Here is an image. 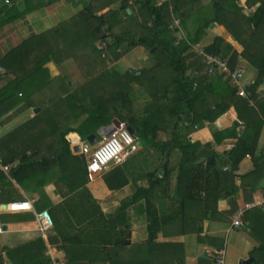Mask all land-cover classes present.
Segmentation results:
<instances>
[{
  "label": "trees",
  "instance_id": "trees-1",
  "mask_svg": "<svg viewBox=\"0 0 264 264\" xmlns=\"http://www.w3.org/2000/svg\"><path fill=\"white\" fill-rule=\"evenodd\" d=\"M2 1L0 16H9L13 11L16 14L5 22L3 18L0 26L60 0H23L24 13L13 7L15 2L11 1L9 8L1 6ZM245 5L252 10L249 16L236 0H212L207 5L201 0H174L163 5H157L156 0H91L72 20L32 36L0 57V69H4L0 81L7 78V83L0 89V123L9 122L18 111L10 116L7 114L19 106L20 110L41 109L34 118L0 138V165L19 162L9 174L0 168V206L12 201L10 192L14 183L25 186V183L36 182L37 186L44 187L55 175L58 184L65 183L71 193L85 187L87 160L82 154H74L67 136L77 133L85 140L117 118L127 124L138 141L150 144L163 154L164 179L151 175L148 188H141L133 202L154 196L158 191L168 192L164 185L172 174L168 168L173 149L181 155L177 167L178 200L170 201L163 217L150 201H146L147 208L142 206L138 212L152 215L147 227L148 239L132 246L126 243L131 238L132 227L126 209L129 202L124 203L119 215L106 224L110 225L105 227L107 233L95 219L92 206L90 212H83L88 218L80 222L78 235L65 231L61 212L54 211V229L63 241L65 261L68 264H185L183 247L157 243L158 233L196 234L203 242L204 220L210 212L213 215L217 211L221 199L237 192L236 173L247 156L254 159L264 128V97L257 92L264 82V0H246ZM128 9L132 15L128 14ZM179 12L182 28L187 32L181 51L166 38L170 15ZM121 14L124 19L120 18ZM190 22L194 24L193 30L189 27ZM215 23L225 27L243 51L238 53L221 37L203 49L207 54L227 59L232 71L241 67L243 60L256 68V80L247 87L251 93L249 99L238 96L230 78L223 74H208L203 58L193 50ZM120 26L123 29L118 32L116 28ZM97 43L107 45L103 52ZM139 46L153 52L158 62L156 69L144 70L135 76L134 72L120 75L114 69L103 67L93 78L87 73L90 80L78 93L71 92L65 77L54 78L48 67L52 62L61 63L63 53L69 54L80 65V60L90 59L91 62L100 61L106 67L108 58L118 60L131 48ZM134 83L143 87L152 99L139 116L132 115L133 102L129 96ZM118 103L128 108L127 114L120 112ZM232 107L238 114V121L231 128L213 133L215 144L224 139H237L225 158L219 156L212 144L190 140L194 131L207 123L214 124ZM166 116L170 121L175 120L171 139L167 143H157L158 132L169 127ZM75 121L79 124L76 128L70 125ZM70 138L78 143L75 135ZM204 150H207V161H214L212 165L207 162L197 164L201 158L199 154ZM263 178L264 172L256 159L255 169L240 176L241 186L250 187L251 195ZM38 206L41 211L46 207L44 202H38ZM237 212L238 206L233 203L225 215L228 218ZM122 216L125 220L121 225ZM242 219L254 237H263L260 245L252 250L251 257L253 264H264V211L253 208L245 212ZM115 227H120L117 234L113 232ZM47 252L44 239L37 238L14 248H3L0 264L7 261L12 264H53ZM201 262L206 261L202 259Z\"/></svg>",
  "mask_w": 264,
  "mask_h": 264
},
{
  "label": "crops",
  "instance_id": "crops-1",
  "mask_svg": "<svg viewBox=\"0 0 264 264\" xmlns=\"http://www.w3.org/2000/svg\"><path fill=\"white\" fill-rule=\"evenodd\" d=\"M5 1L6 0L1 2V6H7L10 8L12 3L6 5ZM13 2H15L13 7H17V10L20 13H24L26 8L24 1L14 0ZM201 2L205 5L203 0H201ZM90 3L91 0H60L50 6L39 8L27 14H22V16L15 17L11 22L2 24L0 26V57L7 55L14 48L18 47L22 42L28 40L32 36L41 35L58 27L64 22L72 20ZM15 14V11L11 12L9 16L2 14L0 16V21L3 22L2 19L4 18L5 22V20L15 16ZM177 14L181 18V13L179 12ZM129 15H132V11ZM122 16L123 15H120V18H125V16ZM184 32L187 35L185 30ZM230 36L231 35L225 27L215 23L214 27L210 26L207 30L200 45L204 47L211 44L214 39L224 37L233 46L235 51L241 53L243 48L234 38H232L233 41H231ZM96 46L100 48L101 44L97 43ZM60 58L61 63L52 62L48 67L54 78L59 76L66 78L68 84L71 86L72 93H76V91L77 93L80 92L82 86L86 85L90 80V76L87 79L81 71V68H87L89 75L92 74V78L102 71L101 69L103 66L100 61L91 62L92 60L90 59H82L80 60V65L72 59L69 54L63 53ZM152 59H154L153 52L149 53L146 48L139 46L132 48L118 61L108 59L106 63L108 66L111 65L113 67L110 69H114L120 75H124L127 72L135 71L141 73V69L148 68L154 64L155 60ZM154 66L156 67L157 64H154ZM241 67L245 71L244 82L247 88L255 82L257 70L244 60L241 63ZM0 74H4V69H0ZM6 83L7 78H3L0 81V89ZM132 91L130 99L133 104H135L136 101H139V99L141 102L146 103L145 105L152 102L150 95L140 85L134 83ZM257 92L264 97V82L258 88ZM82 95L85 96V94ZM20 108L21 107L19 106L15 108L14 111L7 114V116H10L16 110L18 111L8 123L0 126V138L23 125L31 118H34V116L41 111L40 108L38 113H35L37 108L28 110H20ZM262 109V112L264 113V108ZM70 112L73 113V110ZM70 112L69 114L71 115L72 113ZM74 114H79V112L74 111ZM236 121H238V114L235 108L232 107L224 115L218 118L214 124L207 123L203 128L194 131L189 136L190 140L204 145L212 144V147L219 156L225 158L235 145L237 139H224L220 144H215L213 133L231 128ZM118 123L127 126L126 123H122L117 118H114L110 125L100 128L96 134H93L96 139L95 143L92 145L95 147L102 141V135L104 133L102 131L103 129ZM70 125L74 128L79 126L76 121L72 122ZM72 135L77 137L78 143H75L73 139L70 138ZM157 135L158 139L155 140L157 143L168 142L165 138L166 135L163 134V132H158ZM88 138L82 140L77 133H71L67 136V140L69 141L73 152L76 147H81L82 144L89 142ZM159 138L162 139L159 140ZM138 142L140 144V141ZM142 149L143 144L140 146V150L136 154L130 156L122 165H110L102 173L96 175L93 181H90L87 177L85 187L74 193H71L68 190L65 183L58 184V178L55 175L50 177L48 183L44 187L37 186L36 182L25 183V186L14 183L10 192L12 198L10 203L14 201L30 200L33 204L34 211L40 212L41 210L38 208V202H44L46 207L43 210L49 211L54 221V211H60L61 216L65 221V231L78 235L80 234L79 231H81L79 229L80 222L82 223L83 218H88L84 213L90 212L91 206L96 212L95 219L102 224L103 232L107 233L105 227L110 225L106 224H109V220L114 219L119 215L118 213L124 203L129 202L126 209L130 215L132 227L131 238L129 241H126V243L131 246L144 243L148 239L147 227L151 223L150 218L152 215L147 212L146 214H140L138 209L142 206L147 208L146 201H150L159 213V216L163 217L168 210L170 201L168 192L163 194L158 191V193H154V196L152 195L148 198L143 197L133 202V198L138 194L141 188H148L151 175L159 176L162 180L165 177V170L162 171L157 167L155 168L156 163L158 162V153L161 151L153 148L150 144H148L146 154H142L144 152ZM74 154L76 153L74 152ZM137 154L140 155L136 156ZM206 154L207 150L201 152V154H199L201 157L200 159L204 158L206 159V164L212 165L210 164L211 161H207ZM153 158H155L156 162L151 160ZM256 159L258 165L264 172V128L261 133L254 159L252 156H247L242 161L240 169L236 173L238 176L236 179L237 192L234 193L232 197L221 199L218 203L217 211L213 215L210 212L208 217L204 220L203 233L201 234L204 241L200 242L196 234L171 235L166 234L164 231H160L156 242L161 244L171 243L182 246L184 250L185 264H215V252L222 249L225 250L226 264H242L243 261H249L250 259L253 260L251 252L255 247L260 245L263 237H254L247 228L244 219H242V228L234 227L233 218L239 211L244 210L245 207L250 204L254 205L253 208H260L264 211V178L258 184L255 193L251 195H249V192H251L250 187L245 188L241 186L240 176L246 175L255 169ZM163 163L164 160H162L161 164L163 165ZM84 178L86 179V177ZM250 199L252 200L249 201ZM233 203L237 204L238 212L227 218L225 214L230 210ZM8 204H2L0 206V252L5 247L14 248L37 238H43L48 247L47 255L55 260L65 261V254L62 249L64 244L56 230L53 229L48 234L43 235L35 219L34 212L9 213L2 211L1 209H7ZM3 205H6V208H3ZM253 208L244 210V213L251 211ZM16 214L21 215L19 217H12ZM124 220L125 219L122 216L120 220L121 225ZM4 226H6V229H3ZM119 230L120 227H115L113 232L117 234L119 233ZM165 253H162L163 256ZM152 256L154 257V255ZM163 256L161 257L165 258ZM202 259L206 262H201ZM5 264L12 263L7 261ZM250 264H253V261Z\"/></svg>",
  "mask_w": 264,
  "mask_h": 264
},
{
  "label": "built area",
  "instance_id": "built-area-1",
  "mask_svg": "<svg viewBox=\"0 0 264 264\" xmlns=\"http://www.w3.org/2000/svg\"><path fill=\"white\" fill-rule=\"evenodd\" d=\"M172 1L174 0H156V4L163 5ZM5 4L10 5L11 1L6 0ZM174 20H176V18H174ZM179 24L181 25L180 19L176 20L171 28H177ZM106 46L107 45L103 43L100 49L105 50ZM193 50L199 57L203 58V61L207 66L208 74L225 75L226 77L230 78L231 84L236 89L238 96L248 99L251 97V93L247 91L245 86V71L242 67L232 71L229 67V61L227 59H222L221 57L207 54L200 45L194 46ZM103 57H105V54H103ZM139 150V142L134 134L131 133L129 128L124 126L118 127L114 125L103 133L102 141L97 146L94 147L89 142L82 144L80 147V154L86 157L88 179L93 181L96 175L102 173L110 165H122L130 156L136 154ZM18 164L19 162L5 166L0 165V168L5 174H9L11 170ZM253 206L254 205L251 204L247 205L244 210L251 209ZM18 208L23 209L17 210ZM1 210L9 213L34 212L35 219L43 235L48 234L54 229V220L49 211L44 210L35 212L33 204L30 200L14 201L7 205V209ZM244 210L239 211L236 216H234V227H243L242 217ZM52 260L53 264H68L64 260H55L54 258H52ZM215 264H226L224 249L215 252Z\"/></svg>",
  "mask_w": 264,
  "mask_h": 264
},
{
  "label": "rangeland",
  "instance_id": "rangeland-1",
  "mask_svg": "<svg viewBox=\"0 0 264 264\" xmlns=\"http://www.w3.org/2000/svg\"><path fill=\"white\" fill-rule=\"evenodd\" d=\"M211 1L212 0H203V2L205 3V5H207V4H210L211 3ZM236 2L240 5V6H242L243 8H244V14H246L247 16H249V15H251L252 14V10H250L246 5H245V2H246V0H236ZM132 6V8L135 10V6L132 4L131 5ZM121 15H123V14H121ZM124 16V15H123ZM122 16V17H123ZM174 18H176V20H179V18H180V16L177 14V13H172V16L170 15V20H169V26H168V34L166 35V38L170 41V42H174V45L177 47L176 48V50H178V51H181L182 50V47L184 46V44L186 43V34H185V32H184V30L182 29V25H180L179 24V26L177 27V28H171V26H173V24H174V22L176 21V20H174ZM122 19H124V18H122ZM181 19V18H180ZM119 27V26H118ZM116 28V30L118 31V32H120L122 29H123V26H120V28ZM189 27H190V29L191 30H193V28H194V24L192 23V22H190L189 23ZM143 33L141 32V35H142ZM230 34V33H229ZM231 35V34H230ZM231 38H234L232 35L230 36ZM224 40H225V43L226 44H229V45H231L229 42H228V40L227 39H225L224 37H222ZM235 39V38H234ZM101 44V43H100ZM127 45L125 44V46L124 47H126ZM200 46H202V45H200ZM232 46V45H231ZM203 47V46H202ZM232 48H233V46H232ZM132 49V48H131ZM130 49V50H131ZM101 50V49H100ZM129 50V51H130ZM148 50V49H147ZM128 51V52H129ZM102 52H103V50H102ZM148 52L149 53H151L152 51H150V50H148ZM105 57H107L106 55H105ZM109 59V58H108ZM119 60V59H118ZM118 60H115V61H118ZM152 60H155L154 61V64H157L158 62L156 61V59L154 58V59H152ZM114 61V60H113ZM154 64L152 65V66H150V67H148V68H143V69H141V71H144V70H147V71H149V70H153V69H156L155 68V66H154ZM104 68H113L111 65H107V63H106V67L105 66H103ZM103 67H102V69H103ZM101 69V70H102ZM88 69L87 68H82L81 69V71L83 72V74L85 75V77L87 78V73H88V71H87ZM89 74V73H88ZM133 85L134 84H132L131 85V89L129 90V96L131 95V93L133 92L132 90H133ZM146 103H144V102H141V100L139 99V101H136L135 102V104H133L132 105V110H133V116H139L141 113H143L142 111L145 109V107H146V105H145ZM117 107H118V109L120 110V112L122 113V114H127V110H128V108H126V107H124V105H122V103H118L117 105H116ZM166 119H167V123H168V120L170 121V119H169V117L168 116H166ZM8 123V122H7ZM174 123H175V120H171L170 122H169V127H168V129L166 130V131H159V132H163V134H165L166 135V140H168V142L170 141V139H171V137H170V132H171V130H172V127H173V125H174ZM5 123L4 122H2L1 121V123H0V126L1 125H4ZM158 139V135H157V137H156V140ZM160 139H162V138H159V140ZM142 144H143V149H142V151H144L142 154H146V151H147V149H148V145L144 142H142ZM140 153V152H139ZM159 154V157H158V162L156 163V166H155V168L157 167V168H159V170H162V171H164L163 170V165L161 164V162H162V160H163V156H162V153L161 152H159L158 153ZM138 155H140V154H137L136 156H138ZM86 158V157H85ZM151 160H153L154 162H156L155 161V158H153V159H151ZM180 160H181V155H180V153H179V151L177 150V149H173L172 151H171V155H170V159H169V168H168V170L170 171L171 170V172H172V174H171V176H170V181L168 182V183H165V185H164V187H165V189L166 190H168V193H169V201H171V200H178V198H177V194H176V188H177V172H178V170H177V167H178V164H179V162H180ZM162 165V166H161ZM113 166H118V165H113ZM120 166V165H119ZM151 169H152V167H151ZM150 169V170H151ZM165 172V171H164ZM7 194L5 193V196H6ZM3 198V197H2ZM21 214H16V215H13L12 217H19Z\"/></svg>",
  "mask_w": 264,
  "mask_h": 264
},
{
  "label": "water",
  "instance_id": "water-1",
  "mask_svg": "<svg viewBox=\"0 0 264 264\" xmlns=\"http://www.w3.org/2000/svg\"><path fill=\"white\" fill-rule=\"evenodd\" d=\"M14 1V0H13ZM127 12H128V14H130L131 13V10L130 9H128L127 10ZM214 25L215 24H212L211 25V27H214ZM140 74V72L139 71H135L134 72V75L135 76H138ZM40 111V109L39 108H37L36 110H35V113H38ZM112 126H114V125H112ZM112 126H110V127H108V128H105V129H103L102 131L103 132H106L109 128H111ZM115 126H118V127H121V126H124V127H127L126 125H121V124H115ZM129 130L131 131V133L133 134V131L129 128ZM95 139H96V137L95 136H93V135H91L89 138H88V141L91 143V144H94L95 143ZM140 146H142V143L140 142V144H139ZM74 152L76 153V154H79L80 153V147H76L75 149H74ZM206 162V159H200L198 162H197V164H201V163H205ZM214 163V161L212 160L211 162H210V164H213ZM3 208H6V205H3ZM3 229H6V226H4L3 227ZM253 260L252 259H250L249 261H243L242 262V264H250L251 262H252Z\"/></svg>",
  "mask_w": 264,
  "mask_h": 264
},
{
  "label": "bare ground",
  "instance_id": "bare-ground-1",
  "mask_svg": "<svg viewBox=\"0 0 264 264\" xmlns=\"http://www.w3.org/2000/svg\"><path fill=\"white\" fill-rule=\"evenodd\" d=\"M21 209H23V208H18L17 210H21Z\"/></svg>",
  "mask_w": 264,
  "mask_h": 264
}]
</instances>
